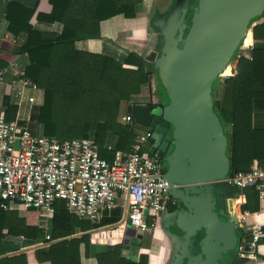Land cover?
Masks as SVG:
<instances>
[{"label": "trees", "instance_id": "obj_1", "mask_svg": "<svg viewBox=\"0 0 264 264\" xmlns=\"http://www.w3.org/2000/svg\"><path fill=\"white\" fill-rule=\"evenodd\" d=\"M141 1L47 0L51 7L49 11L38 10L39 0L32 7L15 0L7 3L8 30L17 39L15 52L27 54L29 62L25 74L45 92L44 104L37 115L45 134L71 139L93 133L102 156L112 157L115 151L107 153L104 148L110 132L118 137L116 150L127 151L136 142L137 131L147 130L136 123L123 124L119 120L122 100L139 93L143 84L151 81L154 89L161 91L160 82L147 66L145 57L130 52L122 61L76 46L79 40L100 37L102 20L117 14L134 16ZM42 24H61L62 29L47 30L39 26ZM251 26L254 47L247 51L248 55L240 49L236 51L237 74L221 77L213 85L215 111L228 137L230 164L238 171L250 170L255 162L264 167V127L253 125V113L264 112V13L252 19ZM6 66L7 62L0 59V70ZM217 90L220 97L216 95ZM162 95L161 92L160 97H153L163 99ZM3 105L6 119H15L18 108L9 95L4 97ZM245 189L249 194L253 192L259 196L255 187ZM206 191L210 194L214 187ZM247 208L246 204L243 210ZM217 209L221 210L220 206ZM39 213L40 209L34 207L27 208L25 215L0 208V264H39L42 261L82 264L80 246L83 242L89 245V235L67 236L91 228L90 220L71 213L65 201H56L51 236L43 241L44 229L39 226ZM220 218L226 221V215L222 214ZM237 234L240 245L245 232L238 228ZM8 236L22 238L27 242L25 246L58 241L8 255L5 246ZM229 257H225V264ZM96 258L98 264H128L129 261L137 264L123 255L121 243L107 246ZM238 261L239 258L231 257V264Z\"/></svg>", "mask_w": 264, "mask_h": 264}, {"label": "water", "instance_id": "obj_2", "mask_svg": "<svg viewBox=\"0 0 264 264\" xmlns=\"http://www.w3.org/2000/svg\"><path fill=\"white\" fill-rule=\"evenodd\" d=\"M163 10L151 19L156 48L143 56L168 102L161 98L153 104L134 102L128 112L134 123L153 131L150 142L160 156L173 144L164 157L163 176L171 195L205 230L200 253L186 264H225L228 255L226 264H231V257L240 259L237 216L218 210L214 191H206L237 171L231 167L228 137L215 111L213 85L230 76L224 72L252 33L251 20L264 13V0H169ZM154 95L161 96L159 88ZM143 234L127 220L126 246Z\"/></svg>", "mask_w": 264, "mask_h": 264}, {"label": "built area", "instance_id": "obj_3", "mask_svg": "<svg viewBox=\"0 0 264 264\" xmlns=\"http://www.w3.org/2000/svg\"><path fill=\"white\" fill-rule=\"evenodd\" d=\"M3 35L17 43L11 32L0 33V38ZM250 35L240 47L246 55L254 47V38L252 33ZM237 72V66H231L229 75ZM10 85L11 99L18 112L15 119L7 120L5 107H0L1 209L22 204L26 209L34 207L53 213L55 202L65 201L74 215L97 222L121 197L126 208L125 219L146 232L169 203H176L163 176L155 144H149L153 137L151 130L137 131L136 142L127 151L108 146L115 151L108 160L101 155L93 133L88 137L59 139L43 132L37 115L44 104V90L26 76L24 69L13 71ZM153 92V83L149 81L142 85L139 93L122 100L120 111L124 107L125 112L120 113V122L134 124L126 106L140 102L141 98H150ZM145 145H149L148 151ZM220 181L232 188L255 187L264 203V167L257 162L250 170L231 172ZM237 224L250 236L239 245L240 259L258 260L255 252L264 236V227L249 220L245 211L238 215ZM40 226L45 229V239L49 240L50 230L46 225Z\"/></svg>", "mask_w": 264, "mask_h": 264}, {"label": "crops", "instance_id": "obj_4", "mask_svg": "<svg viewBox=\"0 0 264 264\" xmlns=\"http://www.w3.org/2000/svg\"><path fill=\"white\" fill-rule=\"evenodd\" d=\"M9 1L12 0H0V33L2 34L9 31L6 17V7ZM15 1L32 7L38 0ZM39 1L38 10H50L51 7L47 0ZM157 3L163 7L169 6V0H142L137 4L134 16L127 17L123 14H117L102 20L100 23L101 36L79 40L76 42L77 48L106 54L122 61L130 52H135L142 56L147 55L157 45V40L151 27V19L159 11V9L155 8ZM39 26L54 31H61L62 29L61 24H42ZM15 48L16 44L6 39L5 35L0 38V59L7 62L5 69L0 70V107H4L3 102L6 95L11 98L10 84L13 78V71L15 69H25L29 62L27 54L16 53ZM253 125L264 127V112L253 113ZM117 140V135L110 132L104 144L105 152H113L114 150H110L108 146L116 147ZM147 147L149 145H145L146 149ZM113 156L103 157L111 160ZM214 192L217 198L216 206H220L221 210L225 211L228 216L238 217L241 212L245 211L249 215V220L264 227V203L261 202L256 193L252 192L249 194L246 189L228 187L221 181L215 184ZM246 204L248 208L243 210ZM10 209L18 211L20 215H25L27 210L21 204H12ZM125 216L124 201L123 198L119 197L117 205L112 210L104 212L97 222L90 220L93 224L91 228L78 230L76 233L67 236V238H72L89 235V245L87 246L83 242L80 246L82 264H98L97 254L105 250L107 246L118 243L123 245V255L131 259V261L137 262V264H186L191 255L195 256L200 253L199 240L204 235L205 230L196 225V222L192 220L190 211L184 208L178 200H176V203H169L168 209H165L157 217V221L149 232L146 231L147 233L144 232L141 238H136L137 242L135 244L137 246L132 245L133 238L130 245H125V230L127 227ZM38 222L40 225H46L51 233L52 212L48 213L46 209H40ZM41 237L45 241V229ZM249 237L245 233L244 239ZM56 241L58 240H50L48 243L41 242L35 246L31 244L25 246L24 244L27 242L22 240V238L8 236L5 238V246L8 250L7 254L10 255L38 247H45ZM255 256L258 260L239 259L237 264H264V241L259 243ZM39 264H51V262L42 261Z\"/></svg>", "mask_w": 264, "mask_h": 264}, {"label": "flooded vegetation", "instance_id": "obj_5", "mask_svg": "<svg viewBox=\"0 0 264 264\" xmlns=\"http://www.w3.org/2000/svg\"><path fill=\"white\" fill-rule=\"evenodd\" d=\"M155 8H156V9H161V10H163L165 7L160 6V4L157 3V5L155 6ZM162 8H163V9H162ZM165 10H167V8L164 9L163 11H165ZM160 13H162V12H160ZM156 14H159V11H157ZM153 96H154V92H153V95H152L150 98H141L142 100H141L140 102H141V103H147V104L157 103L158 100L155 99ZM161 102H163V103H167L168 101H165V102H164L163 99H162ZM127 107H128V106H127ZM144 129H145V128L143 127V130H144ZM147 130H150V129H147ZM152 132H153V131H152ZM153 135H154V133H153ZM151 139H152V137L150 138V140H151ZM150 140H149V144H155V143H151ZM172 148H173V144L171 143L170 146H169V149H168V151H167V154L171 152ZM157 152H158V151H157ZM158 154H159V153H158ZM167 154H166V155H167ZM166 155H164V156H160V154H159L162 171H163V168H164L165 165H166V162L164 161V157H165Z\"/></svg>", "mask_w": 264, "mask_h": 264}, {"label": "rangeland", "instance_id": "obj_6", "mask_svg": "<svg viewBox=\"0 0 264 264\" xmlns=\"http://www.w3.org/2000/svg\"><path fill=\"white\" fill-rule=\"evenodd\" d=\"M237 62H238L237 59H234V61L232 62V67H233V66H237V64H238ZM160 87H161V86H160ZM218 87H219V86H218ZM161 92L163 93V95H162L163 101H164V102L167 101V97H166L165 91H164V89H162V87H161ZM216 95H217V97H220L219 90H217ZM124 112H125V108L122 107L120 113L122 114V113H124ZM138 128H139V127H136V129H138ZM145 149H146V148H145ZM148 149H149V147H147L146 151H148ZM166 209H168V207H167ZM147 232H149V231H147ZM147 232H146V233H147ZM136 238H137V237H134V238L132 239V245H133V246H137V245L135 244V243L137 242V241H136Z\"/></svg>", "mask_w": 264, "mask_h": 264}, {"label": "bare ground", "instance_id": "obj_7", "mask_svg": "<svg viewBox=\"0 0 264 264\" xmlns=\"http://www.w3.org/2000/svg\"><path fill=\"white\" fill-rule=\"evenodd\" d=\"M249 36H251V35H249ZM250 38V37H249ZM249 40V39H248ZM232 66V65H231ZM231 66H228L227 67V69H226V71L224 72V73H226V74H229L230 73V71H231ZM237 209V208H236Z\"/></svg>", "mask_w": 264, "mask_h": 264}]
</instances>
